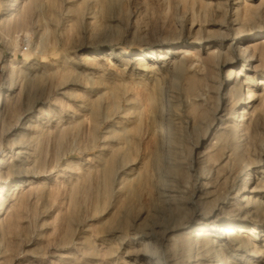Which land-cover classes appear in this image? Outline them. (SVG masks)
<instances>
[{
	"label": "rangeland",
	"instance_id": "rangeland-1",
	"mask_svg": "<svg viewBox=\"0 0 264 264\" xmlns=\"http://www.w3.org/2000/svg\"><path fill=\"white\" fill-rule=\"evenodd\" d=\"M263 30L264 0H0V264H264Z\"/></svg>",
	"mask_w": 264,
	"mask_h": 264
},
{
	"label": "bare ground",
	"instance_id": "bare-ground-1",
	"mask_svg": "<svg viewBox=\"0 0 264 264\" xmlns=\"http://www.w3.org/2000/svg\"><path fill=\"white\" fill-rule=\"evenodd\" d=\"M262 32V31H261ZM263 32H264V30H263ZM238 37H240V36H238ZM240 38H242V37H240ZM241 46V45H240ZM238 47L239 49H242L241 47ZM242 51V50H241ZM248 51V49H245V51L244 52H247ZM148 52H154L153 50H148ZM148 55V57H150V54H147ZM153 56V55H152ZM151 58V57H150ZM251 58H253V54H251V53H249V58L248 59H250L251 60ZM135 59L136 60H138V61H146L147 62V58L144 56V55H138V56H136L135 57ZM249 61V60H248ZM245 65V64H244ZM244 65L241 67V71H244L245 70V68H244ZM232 72H234L235 70H234V68H231L230 69ZM247 70V69H246ZM240 71V72H241ZM232 72L229 74L230 76L232 75ZM238 75V74H237ZM228 77V78H226L227 79V81H231V82H233L235 79H236V76L234 77V78H232V77ZM261 79V78H260ZM259 82H263V81H258V83ZM249 83V82H248ZM247 85V84H246ZM246 85L244 86V87H242L241 89H235L234 90V94L235 95H237V96H241L242 95V93H244V92H246L245 94H246V98H245V100H244V102H241L240 104L242 105L241 107H242V109H241V111L240 112H238L239 113V118H236L235 120H234V123H235V125L238 127L239 125H240V123H236V122H238V121H240V122H242L243 121V117H244V115L246 114V111H245V109H243V105H247V104H249L250 103V98L252 97V94L250 93V91H249V89H250V87H246ZM255 91V90H254ZM237 113V112H236ZM159 135V134H158ZM250 174L252 173V170L250 169V172H249ZM245 180H246V183L248 184V177L247 178H245ZM248 189V185L246 186V188H245V191ZM250 190V189H249ZM201 217V216H200ZM199 217V218H200ZM202 220V219H201ZM225 226H228L229 224H230V222H225ZM192 227H193V225H192ZM200 227V226H199ZM194 228V227H193ZM214 229H216V226H215V224H214V226H212L211 227V230H214ZM219 230H221L222 232H226L225 234H227V233H231V232H233V231H235V229H231L230 227H224V228H222V227H220L219 228ZM237 231H238V233L240 234V235H242V233H250L251 231H252V229H247L246 227H243V226H241V227H238V229H236ZM191 230H189V232H190ZM236 232V231H235ZM225 234H222V235H219V237H221V239L222 238H224V237H226V235ZM208 235H209V230H208V228H204V227H202V228H199L198 230H197V236H199V237H201V236H203V237H205L206 239H208L209 237H208ZM217 235V234H216ZM239 235V236H240ZM249 238V237H248ZM251 239V238H250ZM214 242H220L221 240H218V239H214L213 240ZM148 254V253H147ZM139 259V258H138ZM229 259V258H228ZM196 260V259H195ZM205 260V259H204ZM133 262H135V261H133ZM142 262V261H141ZM137 263V262H136ZM130 264H135V263H130Z\"/></svg>",
	"mask_w": 264,
	"mask_h": 264
},
{
	"label": "built area",
	"instance_id": "built-area-1",
	"mask_svg": "<svg viewBox=\"0 0 264 264\" xmlns=\"http://www.w3.org/2000/svg\"><path fill=\"white\" fill-rule=\"evenodd\" d=\"M27 48H28L27 45L23 47V49H27Z\"/></svg>",
	"mask_w": 264,
	"mask_h": 264
}]
</instances>
